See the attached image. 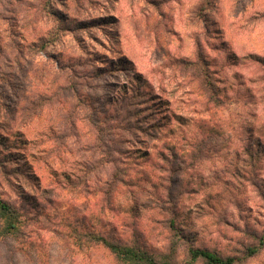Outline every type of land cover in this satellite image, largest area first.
<instances>
[{
	"label": "rangeland",
	"instance_id": "374dc122",
	"mask_svg": "<svg viewBox=\"0 0 264 264\" xmlns=\"http://www.w3.org/2000/svg\"><path fill=\"white\" fill-rule=\"evenodd\" d=\"M37 1L0 0V264H124L91 236L264 264V0Z\"/></svg>",
	"mask_w": 264,
	"mask_h": 264
},
{
	"label": "trees",
	"instance_id": "16d2710c",
	"mask_svg": "<svg viewBox=\"0 0 264 264\" xmlns=\"http://www.w3.org/2000/svg\"><path fill=\"white\" fill-rule=\"evenodd\" d=\"M209 0H205V2H208ZM215 1V0H214ZM38 4L37 6L39 7L38 9H41L43 12H47V14H54V12H50V9H48V5L50 4V0H38L36 2ZM203 66H198V64L195 65L194 72L196 74V77H203L202 80H199V89L203 85L210 84L209 79V74H208V67L206 60L203 59L201 60ZM139 80V78L137 79ZM208 81V83H207ZM211 89V85H210ZM214 91V89H213ZM212 91V92H213ZM142 92V89H141ZM140 94V89L136 88V94H133L132 96L129 97V101L133 104V97L135 95ZM132 110V111H130ZM124 115H121L120 112L117 113L118 118L117 119L121 120L119 124L116 125L115 129L120 130V131H125L128 134H131L132 136H136L135 134H138L140 132L145 133L146 128L142 127V122L140 121L141 117L143 114L147 115V118L152 117V113H144L145 110L143 107H133V109H128V108H123L122 109ZM143 111V112H142ZM122 113V112H121ZM120 114V116H119ZM118 120V121H119ZM122 122V123H121ZM162 123H148V127L151 129H156V127H159ZM137 132V133H136ZM154 135V134H153ZM112 164V173H111V179H110V185L113 184L115 181L118 183H123L124 179H120L118 177L117 173H120L118 168L115 166V160L112 159L110 160ZM125 178V176H124ZM126 181V180H125ZM21 213L20 211L14 207L11 203H9L7 200L3 199L0 196V238L2 237H7L11 235H17L21 229ZM70 229L72 228L70 224H68ZM72 236L78 240L79 247H81L83 244V241L81 242V238L83 236L79 235L77 232L78 230L76 228H72ZM83 235H87L84 233ZM95 239L96 242H101L104 244L109 250L115 254L118 260L123 262L124 264H194L195 261L197 260H203L207 264H234L236 262V257L235 256H222L214 251L204 249V248H194L192 246L189 247L188 249V260L182 262V263H175L170 261L169 259H156L153 254H150L144 249H141L139 247L133 246V245H119L117 243H112L108 241L105 237L103 236H94L85 239L87 242L92 243V240ZM258 251V247H250L248 248V251L246 253V256H252Z\"/></svg>",
	"mask_w": 264,
	"mask_h": 264
}]
</instances>
